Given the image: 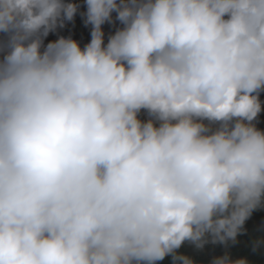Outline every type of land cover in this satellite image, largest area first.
<instances>
[{
	"label": "clouds",
	"instance_id": "9594fccd",
	"mask_svg": "<svg viewBox=\"0 0 264 264\" xmlns=\"http://www.w3.org/2000/svg\"><path fill=\"white\" fill-rule=\"evenodd\" d=\"M84 3L81 47L44 43L77 3L0 0V264H250L228 249L264 208V0Z\"/></svg>",
	"mask_w": 264,
	"mask_h": 264
},
{
	"label": "trees",
	"instance_id": "16d2710c",
	"mask_svg": "<svg viewBox=\"0 0 264 264\" xmlns=\"http://www.w3.org/2000/svg\"><path fill=\"white\" fill-rule=\"evenodd\" d=\"M65 2L77 3L80 7L77 14L72 21H65L64 27H58L55 32H50L45 38L44 43L54 41L60 36L71 37L76 40L81 47L88 43L91 39V26L85 25L84 17L81 15L86 11L84 0H65ZM114 23H105L102 29L105 33V42L109 34L119 27V22L115 21V13H113ZM259 99L262 104V111L259 113L256 121L257 128L264 130V91L260 92ZM139 118L141 120L147 119V114L142 110ZM245 232L237 237V243L229 246V253L233 259L245 257L250 264H264V247L258 251H252L251 241L257 237H264V208L254 211L251 217L245 222ZM183 254L191 256L196 264H203L201 255H198L196 250L188 244H185L179 249ZM158 264H172L171 257H165L164 260L159 261Z\"/></svg>",
	"mask_w": 264,
	"mask_h": 264
},
{
	"label": "rangeland",
	"instance_id": "374dc122",
	"mask_svg": "<svg viewBox=\"0 0 264 264\" xmlns=\"http://www.w3.org/2000/svg\"><path fill=\"white\" fill-rule=\"evenodd\" d=\"M224 249L222 246L220 245H206L205 249L203 251H198L196 250V252L198 253V255H201L202 259H203V264H210L211 259L214 256H218L221 255L223 253Z\"/></svg>",
	"mask_w": 264,
	"mask_h": 264
}]
</instances>
